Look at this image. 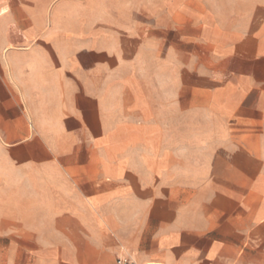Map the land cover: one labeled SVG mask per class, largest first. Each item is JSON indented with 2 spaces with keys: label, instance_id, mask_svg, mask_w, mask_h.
<instances>
[{
  "label": "crops",
  "instance_id": "1",
  "mask_svg": "<svg viewBox=\"0 0 264 264\" xmlns=\"http://www.w3.org/2000/svg\"><path fill=\"white\" fill-rule=\"evenodd\" d=\"M264 264V0H0V264Z\"/></svg>",
  "mask_w": 264,
  "mask_h": 264
},
{
  "label": "rangeland",
  "instance_id": "2",
  "mask_svg": "<svg viewBox=\"0 0 264 264\" xmlns=\"http://www.w3.org/2000/svg\"><path fill=\"white\" fill-rule=\"evenodd\" d=\"M108 2L109 7H115L118 2H121L124 7L132 5V3H136L137 5H141L145 3L146 0H106Z\"/></svg>",
  "mask_w": 264,
  "mask_h": 264
},
{
  "label": "built area",
  "instance_id": "3",
  "mask_svg": "<svg viewBox=\"0 0 264 264\" xmlns=\"http://www.w3.org/2000/svg\"><path fill=\"white\" fill-rule=\"evenodd\" d=\"M115 264H140V263L131 257H124L117 259Z\"/></svg>",
  "mask_w": 264,
  "mask_h": 264
}]
</instances>
